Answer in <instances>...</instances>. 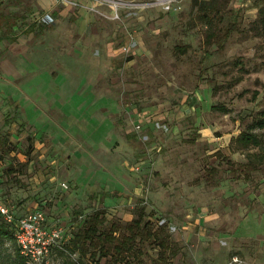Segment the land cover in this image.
I'll list each match as a JSON object with an SVG mask.
<instances>
[{"label":"rangeland","instance_id":"obj_1","mask_svg":"<svg viewBox=\"0 0 264 264\" xmlns=\"http://www.w3.org/2000/svg\"><path fill=\"white\" fill-rule=\"evenodd\" d=\"M51 1L50 8L41 9L34 0H0L3 13L17 16L12 33L30 29L29 33L16 34L18 37L14 44L10 42L12 46L7 54L14 66V59L20 57L17 60L20 76L0 74V88L18 100L23 110L21 115L17 111L16 125L21 129L19 137H23L22 151L26 159L32 160L36 154H32L30 145L33 132L30 126L20 123L22 119L35 129L37 138L50 129L58 141H62V133L71 137L72 141L65 139L63 145L71 147L72 152L84 147L87 134H98L101 130L107 133L111 126L107 114H95L93 110L99 106L114 112L117 105L112 97H93L83 85L105 87L107 93L115 94L121 103L126 95L136 111L148 109L153 116L148 120V131L142 129L146 123L139 124L138 132L133 135L142 143V146H136V152L143 150L150 158L147 157V166L140 170L141 159L137 153L131 160L134 173L143 181L144 197L133 202L130 208H103L106 226L112 221L127 222L117 212L133 217L135 210L143 207L144 219L150 221L152 227L164 223L169 237H179L175 233L182 221L178 218L171 223L166 219L168 213L172 214L175 209L178 213L174 215H178L195 206L204 207L207 213L217 212L218 219L191 234L188 243L171 237L177 253L165 264H225L233 254L240 257L242 264H264V128L251 131L259 140L258 145L238 149L232 142V137L239 131L247 130L246 125L252 119L264 118V41L249 30L255 18L256 4L264 0H215L223 9L214 16L209 14L213 23L211 28L204 25L190 6V0H174L168 5L162 1L141 10H123L118 19H109L108 9L104 6L97 7V12L87 10L85 6L90 5V0H76L80 2L76 7ZM53 7L58 10L56 16L51 15L53 22L43 24L40 17L43 13L50 14ZM87 20L92 23L84 30L78 29ZM29 23L31 26L26 27ZM227 26H233L234 30L226 31ZM127 30L133 34L123 45L121 38ZM210 32L213 35L207 38ZM3 34L5 32L0 30V35ZM79 35L91 39L88 50L92 57L89 59L84 55L80 58L82 54L67 53L69 45L65 37ZM52 38L58 43V53L56 46L51 48L55 50L52 54L57 59L56 67L48 58V43ZM177 45H183L184 51H176ZM32 58L36 62L31 61ZM36 84L41 88L35 96L47 98L50 109L35 99L32 86ZM59 84L64 85L61 92L49 87ZM70 85L73 86L71 91ZM193 95L201 99L200 103H195L197 108L191 116L195 119L192 121L195 129L188 119L178 122L175 119L179 115L180 101L187 97L188 102H193ZM56 110L62 113L57 118L52 116ZM196 127H205L212 135H224L229 139V151L225 154L229 162L218 155L216 158L207 155L205 152L211 147L205 142L193 143L191 138L195 136ZM75 135H78L77 139ZM163 154L169 156L166 166L161 161ZM179 155L185 156L180 166L181 161L176 160ZM54 157L56 161L52 166L46 164L49 157L45 155L39 161L38 182L28 180V175L15 189L8 182H0L6 203L1 198L0 201L17 217L30 210L26 208L28 197H18L17 191L21 189L19 194L27 193L29 197L37 195V206H42L40 210L53 217L55 227L61 229L62 235L47 255L46 264L88 262V256L70 251L68 241L71 236H66L63 225L73 222L77 228L90 212L99 208V204L92 203L94 199L88 194V205L71 212L66 206L71 181L61 177L68 164L62 150ZM242 162H246L248 169L255 170L243 175L238 165ZM161 167H164L163 175L159 171ZM208 167L216 169L213 184L205 180ZM82 170L81 180L89 181L94 171ZM97 170L96 175L104 180L108 177L102 169ZM49 174L55 178L52 182L47 179ZM31 185L38 186V190H32ZM137 248L138 252L133 255L135 259L127 255L126 264L134 260L151 264L156 248L148 241L139 243ZM16 251L14 240L0 242V264H34L18 252L20 260ZM104 259L108 261V258H101L99 264Z\"/></svg>","mask_w":264,"mask_h":264},{"label":"crops","instance_id":"obj_2","mask_svg":"<svg viewBox=\"0 0 264 264\" xmlns=\"http://www.w3.org/2000/svg\"><path fill=\"white\" fill-rule=\"evenodd\" d=\"M36 6H38L41 9H48L52 6V1L50 0H34ZM53 7L51 10L52 16H56L57 14V8ZM42 22V21H41ZM53 22V21H51ZM50 22V23H51ZM45 24L44 22H42ZM92 22L86 21L85 25H79L78 29H85L86 26L90 25ZM30 24V23H29ZM28 24V25H29ZM49 24V23H46ZM31 26V24H30ZM29 27V26H28ZM30 29L28 32L29 33ZM83 32V31H82ZM26 33H19L20 34H26ZM128 34H133L132 31L130 32L127 30L126 34L122 35L121 43L124 45L126 42V39L128 37ZM16 37L12 41H8L7 38H1L0 39V74H8V73H15L17 76H20L21 73V67H17L19 64V58L16 60L14 59V62L16 61V66L12 64V62L9 60L8 51L10 49V46H12L11 43L18 37ZM127 35V36H126ZM66 44L69 45L68 54L73 53L74 55H81V57H85V59H89L91 54L89 53V38L85 36L79 35L78 37L73 36H66ZM11 42V43H10ZM14 44V43H13ZM49 55L48 58L51 61H54V67H56L57 59L52 54L55 53L52 51L51 48L56 46V52L57 50V41L55 38H52L51 41H49ZM54 45V46H52ZM81 47V48H80ZM88 47V48H87ZM95 49L94 47L92 50ZM96 52V51H94ZM60 54L62 51L59 52ZM97 53V52H96ZM94 53L95 55H97ZM54 57V58H53ZM96 57V56H95ZM31 61L36 62L34 58L31 59ZM9 69H12L10 71ZM23 71V70H22ZM71 86V85H70ZM69 86V90H72V87ZM85 86V89H88L90 94L93 97H112L114 101H117V105L115 108H113V111H109L106 107H99L97 106L93 113L95 114H107L108 118L110 119L111 126L108 127L107 133H105L103 130L98 132V134L91 133L90 135L85 136L86 139L84 140L86 143L83 145L84 147L81 149H77L75 151H70V148L68 145H63V141L65 139H68V141H72V138L69 136H66L62 138V141L56 140L54 137L55 133L52 132V130H47L45 133L41 134L37 138L35 129L31 127L29 123H26L23 119L20 121V123L27 124L30 126L33 135L32 140H30V145L32 147V154L35 158L32 160H27L25 157V154L22 151V141L23 137H19V132L21 129L17 128V111H20L21 115V105L18 102V100L13 99L9 94H5L4 88H0V182L3 184L5 182H8V185H11L13 189L15 187L20 186L23 181H25L26 177L25 175H28V180L33 179L34 182H38L40 180V171L37 170V166L41 158L49 157L47 161V165H53L55 164L56 158L54 157L55 154L62 150L65 157V162L68 164L65 167V170L63 174H61V177H64L65 181H71V189H69L68 196L69 198L66 200V206L71 208V212H76L79 208L85 207L88 204V200L86 197H88V194L90 197H92L94 200H92V203L99 204V208L96 207L95 209H103V208H119V207H131V204L135 201H139L140 198H143V181L139 178H137L136 172L134 170V164L132 163V158L134 156H139L141 159L138 164V170H140L142 167H146L147 164V157L150 158L149 154H147L145 151L140 150L139 153L136 152V146L141 145L140 143L133 135L134 131L132 129V125L134 124H144L146 123L145 127L142 126V129L148 131V120L150 117H153L151 115V111L148 109H139V111H136L134 107H132V103L130 102L129 98L125 95V98L122 97L125 101L124 103L117 100V96L115 94H108V90L105 87L99 88L95 85H83ZM50 89L53 88L55 90L52 91H63L64 85L59 86L53 85L49 86ZM32 92L39 93L40 92V85L36 84V86H32ZM85 89L83 91H85ZM68 90V91H69ZM51 91V90H50ZM195 93V92H194ZM193 93V94H194ZM56 95V94H54ZM28 97V96H27ZM35 99H39L41 102V105L43 107L48 106L50 109V102L47 101V98L44 96H35ZM61 97V96H59ZM122 99V100H123ZM192 99L195 101L188 102L187 97L180 101L181 106L179 107V115L176 116V121H182L184 119H188L190 122V126L195 129L193 126V120H195L193 117H191L196 108L197 105L195 103L201 102V99H196L193 95ZM53 101V100H52ZM35 103V100L32 101ZM36 106V105H35ZM39 106V105H38ZM183 107V108H182ZM182 108V110H181ZM11 110V112H10ZM62 113L59 111H54L52 116H60ZM57 118V117H56ZM161 119V118H160ZM67 123V120L65 121ZM70 123V121H68ZM110 134V135H107ZM195 136H192L193 143L198 142H205L209 147H211L209 150H207L205 153L207 155H210L211 157H215L218 155L221 159H225V162H229L228 158H225V154L228 153V141L229 139H225L224 135L218 136V135H212L209 130H207L205 127H196V133H194ZM72 136V134H69ZM76 139L78 135H75ZM233 138V137H232ZM70 139V140H69ZM90 140V142H88ZM78 147V146H77ZM82 147V146H81ZM69 148V149H68ZM59 149V150H58ZM149 153V152H148ZM153 156V155H151ZM153 158V157H152ZM183 158H185L184 155H179V157L176 159L177 162L181 161L178 166L183 164ZM157 157L155 158V161H157ZM169 159L168 154H163L161 157L162 164H166L167 160ZM188 159V158H186ZM190 160V159H189ZM131 161V162H130ZM171 161V160H170ZM244 163V162H242ZM240 163V164H242ZM15 164H17L15 166ZM145 164V165H144ZM238 164V165H240ZM166 166V165H165ZM164 166V167H165ZM164 167H161L159 169L160 173L164 172ZM49 168V167H48ZM47 168V169H48ZM85 170H93L94 175L93 177L87 181L84 182L80 178V174ZM97 168L102 169L108 174V177L104 180L102 176L96 175ZM206 174L208 173V176L206 177V183L211 184L214 182L215 178L213 177L216 169L213 167H208L206 170ZM240 171L244 175V172L242 171V168H240ZM26 173V174H25ZM211 173V174H210ZM134 176H131V175ZM31 175V176H29ZM48 181L52 182L55 178L54 176H51L49 174ZM69 179V180H68ZM13 182L15 184H13ZM33 182V183H34ZM2 184V185H3ZM213 184V183H212ZM2 185H0V198L1 200L6 203L5 199V191L2 188ZM7 185V187H8ZM214 186V185H213ZM32 190H38V186L34 187V185H31ZM34 187V188H33ZM84 188H86L84 192ZM10 189V188H9ZM8 189V190H9ZM83 189V191L81 190ZM21 190V189H20ZM17 191L18 197H28V200L26 201L27 207L30 208V210L33 209H40L42 206H37L38 202L36 201L37 195H34V197H29L28 194L26 195L24 193L19 194V191ZM192 191V190H191ZM134 198V199H133ZM185 198V197H184ZM165 201V199H163ZM170 203V201H167ZM43 203H41L42 205ZM163 204V202H162ZM43 208V207H42ZM75 209V210H73ZM143 209V207H142ZM29 210V211H30ZM42 210V209H41ZM104 210V209H103ZM144 212V210H143ZM172 214L168 213V217H166L167 220H175L180 218L181 225L179 228H177L176 233L179 237H174L173 235L168 238L169 239V245H171L175 249V253L173 254L174 257H176V245L171 241L172 240H180L183 244L188 243V237L193 234L195 231L205 229L206 223L213 222L214 220H217L219 217V214L217 212H206L204 207L195 206L193 210L187 209L186 211H182V214L174 215L175 209L171 211ZM43 214H45V224L47 228L55 227L57 224L53 222V217L46 215V212L43 211ZM121 215L122 219L129 221L132 217L128 213L123 212H117V215ZM151 214V213H150ZM67 217V214L64 215ZM145 216V213H144ZM172 223V222H171ZM63 227L65 228L66 236L69 238V236H72V234L78 229L76 228L75 223L69 222L65 223ZM200 235V232L197 233ZM202 235V234H201ZM180 238V239H179ZM235 255V254H233Z\"/></svg>","mask_w":264,"mask_h":264},{"label":"trees","instance_id":"obj_3","mask_svg":"<svg viewBox=\"0 0 264 264\" xmlns=\"http://www.w3.org/2000/svg\"><path fill=\"white\" fill-rule=\"evenodd\" d=\"M190 1V6L198 13L197 15H199L204 25L211 28L213 23L208 18L209 14L214 16L220 9H223V6L219 5L215 0ZM16 18L15 14H5L0 10V30L5 32V34L0 35V39L7 38L8 41H12L16 34L29 31V29H24L16 34L12 33ZM30 24L26 27L30 26ZM231 30H234L233 26L226 27V31ZM249 30L264 41V1L256 4L255 18L249 25ZM211 34L213 35V32L207 34V38L212 36ZM175 48L178 52L184 51L183 45H177ZM246 128L247 130L239 131L232 138V142L237 144L238 149H244V147L249 145H258L259 140L255 133L251 131L255 128H264V118L256 117L252 119L246 125ZM239 167L242 168L244 173L255 170V168L248 169L246 162L240 164ZM106 224L104 210L94 209L83 219L82 224L72 234L68 241L70 251L72 253L76 252L79 256H88L90 258V261L80 262L79 264H99V259L101 258H108V261L104 259L101 264H126V256L130 255L132 259H135L133 255L138 252L137 245L144 241L150 242L156 248L155 257L151 259V264H165L175 253V249L169 245V234L166 225L160 223L152 227L150 221L144 219L142 207L137 208L134 216L127 222L115 223L112 221L107 226ZM11 240H13V229L0 216V242H10ZM16 255L22 260L17 251ZM130 264L143 263H140V260H134Z\"/></svg>","mask_w":264,"mask_h":264},{"label":"built area","instance_id":"obj_4","mask_svg":"<svg viewBox=\"0 0 264 264\" xmlns=\"http://www.w3.org/2000/svg\"><path fill=\"white\" fill-rule=\"evenodd\" d=\"M63 6L76 7L80 4L76 0H56ZM90 5L85 8L92 12H97V7H106L108 9L109 19H118L120 11L123 10H141L158 3H165L168 5L174 0H156V1H142V0H90ZM157 2V3H156ZM40 20L44 23H50L52 17L48 13H43ZM128 38L131 35L128 34ZM139 124L132 125L134 132H138ZM136 169V168H135ZM62 187H65L61 183ZM0 216L2 220L9 224L13 229V240L17 246L19 254L27 258L34 264H46V257L52 247H54L58 240L61 239V229L58 227L47 228L45 224V217L40 209H33L26 213L14 217L11 208L4 205L0 201ZM243 261L237 255H231L225 264H242Z\"/></svg>","mask_w":264,"mask_h":264}]
</instances>
